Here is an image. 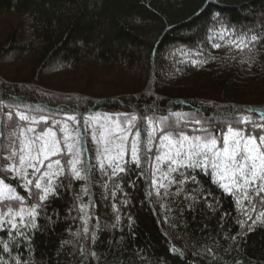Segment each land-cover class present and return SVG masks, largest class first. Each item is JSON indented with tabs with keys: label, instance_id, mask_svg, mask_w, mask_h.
I'll list each match as a JSON object with an SVG mask.
<instances>
[{
	"label": "trees",
	"instance_id": "1",
	"mask_svg": "<svg viewBox=\"0 0 264 264\" xmlns=\"http://www.w3.org/2000/svg\"><path fill=\"white\" fill-rule=\"evenodd\" d=\"M252 35L243 51L230 43ZM17 106L58 119L134 113L145 129L141 118L170 112L186 131L248 118L238 126L251 130L264 123V0H0V154ZM82 147L85 179H65L25 236L0 231V264H264V223L248 231L245 215L264 211L259 197L254 212L238 207L205 171L157 196L148 163L105 175L90 133Z\"/></svg>",
	"mask_w": 264,
	"mask_h": 264
},
{
	"label": "snow or ice",
	"instance_id": "2",
	"mask_svg": "<svg viewBox=\"0 0 264 264\" xmlns=\"http://www.w3.org/2000/svg\"><path fill=\"white\" fill-rule=\"evenodd\" d=\"M255 41L257 36L252 35L247 41L241 37L230 43L243 51ZM6 115L13 120L11 111ZM181 115L170 112L158 120L141 118L147 120L145 129L134 113L97 112L79 118L65 114L63 119H58L51 114L17 106L14 116L19 122L13 120V130L8 143L3 146L6 154H0V173L4 176L0 178V209H6L0 211V231H7L13 239L25 236L22 229L37 228L40 210L50 197L58 194L65 179H85L89 170L83 161L85 133H90L97 145L96 159L105 175H109L107 168L111 169V176H117L126 171L129 163L136 168H141L142 162L148 163L151 187L160 196L161 189L163 195H169L168 189L174 185L178 186L179 194L188 179L195 182L192 172L205 171L214 184L235 198L238 207L242 199L247 200L254 212L255 197L264 203V123L253 122V128L249 130L238 125L246 126L250 120L237 118L228 123L226 130L221 128L217 132L215 125L195 120L200 127L186 131L187 122L181 123ZM128 154L130 159H125ZM9 174L35 203L25 206V197L12 183L6 182ZM80 211H85L83 205ZM245 215L251 220L248 231H252L257 222L264 223L261 219L264 211L255 219L247 209ZM81 219L87 234V216ZM240 223L243 228L247 221ZM3 251L10 253L7 242L3 244ZM14 260L15 264H21L19 258Z\"/></svg>",
	"mask_w": 264,
	"mask_h": 264
}]
</instances>
